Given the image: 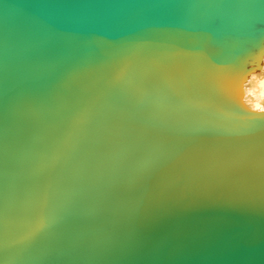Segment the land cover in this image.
<instances>
[{"label": "water", "instance_id": "water-1", "mask_svg": "<svg viewBox=\"0 0 264 264\" xmlns=\"http://www.w3.org/2000/svg\"><path fill=\"white\" fill-rule=\"evenodd\" d=\"M264 0H0V264H264V112L225 82L243 120L192 116L199 85L164 79L129 103L102 85L113 53L151 60L212 21L220 59L251 46ZM187 62V61H178ZM210 112L212 109H205ZM75 116L71 124L69 117ZM80 195L30 219L37 180Z\"/></svg>", "mask_w": 264, "mask_h": 264}, {"label": "snow or ice", "instance_id": "snow-or-ice-1", "mask_svg": "<svg viewBox=\"0 0 264 264\" xmlns=\"http://www.w3.org/2000/svg\"><path fill=\"white\" fill-rule=\"evenodd\" d=\"M243 32L253 43L233 52L227 59H220L214 51L219 40V32L212 21L198 22L187 29V45H178L157 54L151 60L136 55L135 44L121 47L113 53L112 71L106 77L102 87L126 102L146 100L148 93L141 89L145 83L164 79H179L186 85H199L207 99V104L197 106L177 102L183 111L192 116H206L212 119L243 120L248 116L229 95L225 82L241 65L244 57L257 50L264 49V8L249 11L240 22ZM187 61V62H178ZM205 109H212L207 112ZM264 112V108L261 109ZM76 119L69 117V123ZM80 195L75 184L53 183L39 179L30 190V219L40 222L41 230L47 227L46 220L56 201L63 198L73 203ZM3 219V207L0 205V221Z\"/></svg>", "mask_w": 264, "mask_h": 264}, {"label": "bare ground", "instance_id": "bare-ground-1", "mask_svg": "<svg viewBox=\"0 0 264 264\" xmlns=\"http://www.w3.org/2000/svg\"><path fill=\"white\" fill-rule=\"evenodd\" d=\"M256 67L247 76L243 84L242 102L247 109L256 113H263L264 108V53L260 64H252L249 68Z\"/></svg>", "mask_w": 264, "mask_h": 264}]
</instances>
